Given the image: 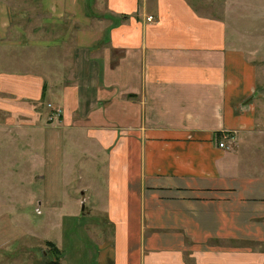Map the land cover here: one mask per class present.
Returning a JSON list of instances; mask_svg holds the SVG:
<instances>
[{
    "label": "crops",
    "instance_id": "0c3cea01",
    "mask_svg": "<svg viewBox=\"0 0 264 264\" xmlns=\"http://www.w3.org/2000/svg\"><path fill=\"white\" fill-rule=\"evenodd\" d=\"M97 3L0 0V264H47L42 241L63 251L41 232L56 221L27 223L58 209L59 154L66 186L81 162L72 212L110 228L94 264H264V7ZM16 236L31 254H10Z\"/></svg>",
    "mask_w": 264,
    "mask_h": 264
},
{
    "label": "rangeland",
    "instance_id": "374dc122",
    "mask_svg": "<svg viewBox=\"0 0 264 264\" xmlns=\"http://www.w3.org/2000/svg\"><path fill=\"white\" fill-rule=\"evenodd\" d=\"M95 1L96 2L98 1L97 4L99 5L100 10L103 11L105 9V0H95ZM250 1L253 4L254 3L261 4V6L264 7V0H250ZM149 17L151 16H148L146 20L148 22H151L148 20ZM257 20H259L257 15L256 17L251 18V21L253 22V24H255ZM237 22H239L240 25L242 24V22H240V19H237ZM254 26L255 27H250V29L257 30L256 24ZM262 26H263L262 28H264V19H263ZM46 101H47L46 99L42 100V106L43 105L45 106ZM45 108L47 109V112L49 110V113H51L50 119H49L51 122L59 119V116L61 115L59 110L53 109L52 105H49V104ZM62 144L63 143L61 142V145ZM64 148L65 147H63V149ZM57 158L59 159L58 169H57V172H52L55 176H53L52 179H50L51 183L47 187V190H50L49 194L51 195L52 199L54 200L56 199V204L58 203L57 204L58 209L53 210V212L54 211L55 212L53 213L52 219H45L44 216L39 215L38 211L35 212V206H31L29 209L27 208L28 215L30 217V219L27 220V223H30L31 225H35V226L39 225L41 227L45 226V224H48V222L56 221L59 224V227H57L55 231H51L50 233L44 234L45 231H42L44 230L42 228L41 232L43 233V235L47 236V240L57 242V245L63 251L55 252V250L50 249L51 246H48L47 243L49 242L46 243L42 241L41 245L43 247V250L44 249L48 250V256L43 257L42 261L43 259H45L47 261V264H52L50 263V259H51V261L54 262L53 264L55 263L61 264L62 261H66L67 255L69 256L68 258L70 260L73 259V261H76V257H75L77 256L76 253H80L82 249V245H83L88 255L84 254L83 257L80 259H83L84 262H87V264H94L96 244H94L93 241L97 240L99 237H102L104 233L106 236H108V231L110 230V228L107 223V219H105V216L99 215V214H93L91 216V215H88L87 213L81 212L79 214H75L72 212L73 208L69 207V205L73 204L74 202H73L72 197H70L69 195H76V194L77 196L81 195L80 188L77 187V184H76L77 182L81 181V177H80L81 172L78 173V169H81V162L77 164V167L74 169V174L71 175L73 176V180H75L74 183L69 186H66L64 184V181L62 180L65 178V174H66L65 171L62 170L65 167L62 161L63 156L59 154ZM49 170H50L49 164L45 165L43 168L41 167V173L46 174L47 179L49 178V175L51 173ZM69 174H71V172ZM33 187H36V186H33ZM27 189L28 190H26V195L30 193L32 194V192H34L32 188H27ZM60 202L62 203L60 204ZM78 205H79L78 209L82 210V205L80 204ZM44 211L45 209L43 205L41 208V213H43ZM10 223L12 224V226L19 225L20 230L22 229L25 230L26 228L25 226H27V223L25 221L20 222V220H10ZM91 232H93V235H91ZM17 233H18V230H17ZM42 233H38V234H42ZM58 237H60V239ZM30 239L31 238L26 236L25 239H23L22 237V240H21V238L17 239V236H16L15 238H13V240H11L8 246H6L8 248L7 250L8 251L10 250V254L13 257L19 254L20 255H27L29 253L31 254V252H33V249L24 247V245ZM31 240L32 241L30 242H33V239ZM33 244L36 245L37 243L33 242ZM75 244H77V248ZM29 245L31 246V244H28V246ZM74 245H75V248H74Z\"/></svg>",
    "mask_w": 264,
    "mask_h": 264
},
{
    "label": "trees",
    "instance_id": "16d2710c",
    "mask_svg": "<svg viewBox=\"0 0 264 264\" xmlns=\"http://www.w3.org/2000/svg\"><path fill=\"white\" fill-rule=\"evenodd\" d=\"M48 244V246H51V248L50 249H53V250H55V252H61L60 251V249H58L57 247H55V245H53L52 243H47Z\"/></svg>",
    "mask_w": 264,
    "mask_h": 264
},
{
    "label": "built area",
    "instance_id": "2783aa9c",
    "mask_svg": "<svg viewBox=\"0 0 264 264\" xmlns=\"http://www.w3.org/2000/svg\"><path fill=\"white\" fill-rule=\"evenodd\" d=\"M149 21H152L153 20V17L151 16V17H149V19H148ZM224 146V143H220V147H223Z\"/></svg>",
    "mask_w": 264,
    "mask_h": 264
}]
</instances>
